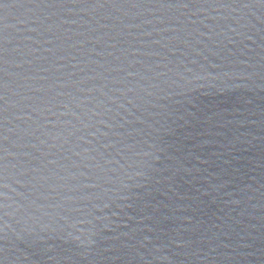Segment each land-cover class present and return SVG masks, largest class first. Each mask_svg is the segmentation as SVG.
Instances as JSON below:
<instances>
[{"label": "water", "instance_id": "95a60500", "mask_svg": "<svg viewBox=\"0 0 264 264\" xmlns=\"http://www.w3.org/2000/svg\"><path fill=\"white\" fill-rule=\"evenodd\" d=\"M0 264H264V2L0 0Z\"/></svg>", "mask_w": 264, "mask_h": 264}, {"label": "snow or ice", "instance_id": "6c2138e0", "mask_svg": "<svg viewBox=\"0 0 264 264\" xmlns=\"http://www.w3.org/2000/svg\"><path fill=\"white\" fill-rule=\"evenodd\" d=\"M262 2H264V0H262Z\"/></svg>", "mask_w": 264, "mask_h": 264}]
</instances>
